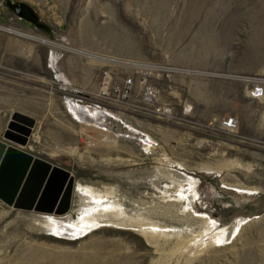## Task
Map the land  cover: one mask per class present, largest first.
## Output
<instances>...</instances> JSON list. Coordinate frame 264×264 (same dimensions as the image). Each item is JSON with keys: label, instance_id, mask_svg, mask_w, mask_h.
Here are the masks:
<instances>
[{"label": "rangeland", "instance_id": "374dc122", "mask_svg": "<svg viewBox=\"0 0 264 264\" xmlns=\"http://www.w3.org/2000/svg\"><path fill=\"white\" fill-rule=\"evenodd\" d=\"M42 2L54 40L0 17V140L13 113L34 119L24 150L73 177L69 212L51 218L77 221L88 189L168 237L121 217L61 238L50 216L0 201V264H264V0ZM129 78L122 99L114 90ZM146 88L171 116L146 105ZM79 98L132 134L79 121L69 108ZM228 118L236 129L223 128ZM191 181L196 215L218 228L243 223L229 244L198 255L174 235L198 226L177 201Z\"/></svg>", "mask_w": 264, "mask_h": 264}, {"label": "water", "instance_id": "95a60500", "mask_svg": "<svg viewBox=\"0 0 264 264\" xmlns=\"http://www.w3.org/2000/svg\"><path fill=\"white\" fill-rule=\"evenodd\" d=\"M2 6L16 18L53 40V29L41 21L26 3L3 0ZM36 122L15 112L0 140V201L17 210L64 215L69 211L74 180L71 174L24 148Z\"/></svg>", "mask_w": 264, "mask_h": 264}, {"label": "bare ground", "instance_id": "6f19581e", "mask_svg": "<svg viewBox=\"0 0 264 264\" xmlns=\"http://www.w3.org/2000/svg\"><path fill=\"white\" fill-rule=\"evenodd\" d=\"M18 20L22 21L20 19ZM54 38H55V33L53 31V40ZM95 58L103 61L106 64L123 65V62H119L118 60L99 58V57H95ZM82 104L83 103H79V102L75 103L74 101H69V108L71 110V113H73V115L82 123L93 125L107 132H113L116 134H128L132 132L128 130L127 128L123 127L120 123L113 121L112 119H109L108 117H105V116L98 117L96 116L95 113L94 115L87 109V107L82 106ZM177 186L182 191L183 189L182 186L180 184H177ZM83 192H84L85 198L81 197V199L82 198L84 199V203L82 204V206L84 208V211L86 208L87 209L85 212H80L81 216H79L80 218H78L77 221H74L72 223L70 222L64 223L57 219L51 218L50 215H54V214L39 213V214L50 216L48 220H46L45 226L50 231H52L54 234H56L58 237L73 239V238L82 236L88 230L96 227L99 223L98 221L99 219L108 220L109 218L117 219L121 217H124V221L125 219L126 220L128 219V222H131L132 224L139 226L141 228L140 232H142V234H144L145 236L163 237V238L168 237L167 233L162 231L160 227L157 225H154L152 223L141 222L137 219H132L128 217L126 218L124 214L122 213V211L119 210L118 207L114 204L109 203L107 206H103L104 199H106L104 196L95 194L88 189L83 190ZM81 195L82 194H80V196ZM198 197H199V194L197 191V184L191 181L187 184V189L183 190L182 192L178 194L177 201L179 203L183 202L186 204V207L184 208L185 212L191 211L194 215H196V212L194 210V201ZM71 200H72V196H71ZM70 207H71V203H70ZM93 213L97 214L98 218H95L94 216H92ZM55 216H62V215H55ZM193 219L196 220V223H198L197 229L187 230L188 235L186 238H183L181 233L174 234L177 237L178 242L182 244V247L180 245L181 249L193 250V255H198L202 253L203 251H205L206 249L211 248V247H221V246L229 244L233 240L234 236L238 233L241 226L243 225V223L239 221L237 224H234L232 226L218 228L216 221L207 217L206 215L197 214L196 216H194ZM146 225H150L149 227H147V229L152 230V231L147 232L146 231L147 229L144 228V226Z\"/></svg>", "mask_w": 264, "mask_h": 264}, {"label": "built area", "instance_id": "2783aa9c", "mask_svg": "<svg viewBox=\"0 0 264 264\" xmlns=\"http://www.w3.org/2000/svg\"><path fill=\"white\" fill-rule=\"evenodd\" d=\"M134 86V83L132 81L131 78L129 79H125L122 81L121 86L117 87V89H115V93H117V95L121 96L122 99H127L130 97L131 93H132V88ZM141 98L142 100H144V102L146 103V105H148L149 107H152V109L154 110L155 113H160L166 117L171 116L172 115V108H164L162 107H156V105H158V93L154 90V89H150V88H146L144 89V91L141 94ZM86 100V99H84ZM77 101L79 103H82V99L79 98L77 99ZM191 110H186V108H183V112L188 113ZM237 127V123L236 120L232 119V118H228L225 119L224 123H223V128L226 131H232L234 129H236Z\"/></svg>", "mask_w": 264, "mask_h": 264}, {"label": "crops", "instance_id": "0c3cea01", "mask_svg": "<svg viewBox=\"0 0 264 264\" xmlns=\"http://www.w3.org/2000/svg\"><path fill=\"white\" fill-rule=\"evenodd\" d=\"M2 1L3 0H0V17H2L4 19H7L8 17H13L16 19V17L14 15L9 14V12L2 6ZM16 1H20V2H23V3H26L27 5H29L39 15V18L41 19V21L46 23L45 20H43L41 18V15L45 13V11L43 9L44 5H43L42 0H16ZM50 9H51V7H50ZM46 24L50 25L49 23H46Z\"/></svg>", "mask_w": 264, "mask_h": 264}]
</instances>
